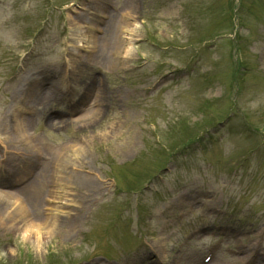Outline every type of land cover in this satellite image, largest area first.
<instances>
[{"label": "rangeland", "instance_id": "374dc122", "mask_svg": "<svg viewBox=\"0 0 264 264\" xmlns=\"http://www.w3.org/2000/svg\"><path fill=\"white\" fill-rule=\"evenodd\" d=\"M127 12V23L116 29ZM114 32L126 38L130 54L117 52L118 43L104 45L105 33ZM106 54L108 61L98 60ZM36 75L37 88L59 93L41 103L28 129L33 141L46 139L52 148L33 154L83 148L63 159L73 184L55 188L66 203L58 220L74 221L42 238L0 227V264L154 261L150 248L131 253L147 243L132 232L136 227L149 243L163 236L167 256L171 244L179 247L172 253L177 264H195L218 236L226 243L212 264L247 258L236 253L239 245L260 252L264 264V241L253 231L242 243L246 236L234 231L264 225V144L242 166L232 163L264 136V0H0V130L17 102L21 112L31 107L14 91ZM146 86L151 93L141 90ZM10 128L16 127L0 133V178L15 181L44 169L38 183L48 187L51 167L34 156L23 161ZM154 184L158 189L149 190ZM10 188L4 190L19 193ZM46 193L38 197L41 214Z\"/></svg>", "mask_w": 264, "mask_h": 264}, {"label": "bare ground", "instance_id": "6f19581e", "mask_svg": "<svg viewBox=\"0 0 264 264\" xmlns=\"http://www.w3.org/2000/svg\"><path fill=\"white\" fill-rule=\"evenodd\" d=\"M101 13L106 14V10H103ZM128 16L122 15L119 21L116 24V27L120 26L121 22L127 23V17L131 16L130 12H127ZM110 19L113 20L115 24V20L113 19V16H110ZM117 19V18H116ZM73 21V20H72ZM111 36H107L104 42V45L110 44L111 42ZM118 49L120 54H123V52H126L127 54L131 53V50L128 46H126L127 42H125L122 39V36L119 38V41H117ZM128 60V59H127ZM75 69V67H74ZM38 79L34 77V79L27 80L26 85L25 83L23 85L18 86L17 89L14 91V96L17 93L21 92L24 99L17 97L21 100L27 99L30 103H32L31 107H27L24 110L31 109L34 111L33 115H22L20 113V109L22 108V102H17L15 104V122L13 123L15 125L14 132L15 134L13 137H9V140L12 142H15L18 144L22 149L25 150L23 153L24 158L23 161L25 162H33V156L34 158L37 157L35 152L40 147L45 148H52V143L49 142L46 139H40V141L37 139L36 141L32 140V136H30L28 129L32 126L34 121L37 119V114L39 110V106L42 105L41 103H48L49 100H52L53 96L56 93L57 89L53 92V94H50L49 90H46V88H37L35 86V82H37ZM54 85V84H50ZM36 87V88H34ZM76 87V86H75ZM76 90V89H75ZM63 94V93H62ZM76 96H79L78 93H75ZM41 108V107H40ZM100 109H95L91 115H95L99 113ZM10 126L11 124L4 120L2 129L6 130V127ZM11 129V128H10ZM110 134V132H109ZM8 139V138H7ZM46 143V144H45ZM67 147H63L61 153H55L54 149L51 151L49 155L45 154L43 163L46 168H50L52 170L51 173V182L49 187L47 188L46 185H41L38 183V175L43 178V170L37 172L36 175L31 179H29L27 182H25L18 190L19 193H11L10 191L6 190H0V227H16L17 229H21L22 232H24V235L27 237H36V236H43L44 233H51L54 231H58L59 224L65 222V225L70 224L74 221V219L71 218L69 215L68 218L63 219L62 221H59V214L60 213L57 209L58 206H54L53 212L50 214H45L43 216L41 214V211L39 212V203H38V197L40 193L45 189H48V191L51 192V196L54 198L56 196V189L55 188H66L68 187V184H73V180L71 178V175L73 174V171H69L66 168V164L64 165L65 160L64 157H69L68 155H74V153L77 151H82L83 148L80 147L78 144H67ZM40 152V150H39ZM39 152H37L39 154ZM70 153V154H69ZM70 155V156H71ZM53 156H55L57 161L53 164H49L48 162L50 159H53ZM36 160V159H35ZM36 161H39L38 159ZM45 161V162H44ZM53 164V165H52ZM21 171L24 170V168L19 167L18 168ZM18 170V171H19ZM21 178V177H20ZM20 178H18L16 181H18ZM0 185L2 187H8L12 185V181L9 180H3L0 182ZM72 185H69V189ZM45 196V195H44ZM45 213V212H44ZM59 221V223H58ZM69 227H71L69 225ZM67 232V231H66ZM163 238V237H161ZM156 243L161 247L164 245L160 241H156ZM163 254L165 255V250L163 251Z\"/></svg>", "mask_w": 264, "mask_h": 264}]
</instances>
